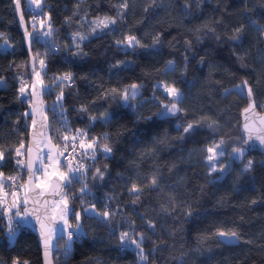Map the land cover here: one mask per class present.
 I'll return each instance as SVG.
<instances>
[{
  "label": "trees",
  "instance_id": "1",
  "mask_svg": "<svg viewBox=\"0 0 264 264\" xmlns=\"http://www.w3.org/2000/svg\"><path fill=\"white\" fill-rule=\"evenodd\" d=\"M42 5L53 36L46 42L31 41L33 65L34 57L45 61L42 79L51 88L41 89L43 102L46 98L54 103L63 89L65 113L64 118H52L57 122L53 126L48 127L50 117L46 119V131L60 139L83 129L90 139L100 138L99 143L112 148L110 155L88 160L87 183L94 199L85 195L82 205L77 195L81 184L71 187L72 209L81 213L87 235L74 232L57 262L52 250L53 264H264V157L249 153L243 163H232L237 169L222 179L217 173L209 175L204 161L206 148L215 141L223 140L227 153L242 145L241 118L250 100L264 111V31L249 24L252 19L264 25V0H43ZM20 7L31 32L27 21L32 14L25 0ZM118 13L114 29L90 31L91 21L116 18ZM242 25V38L232 40ZM78 32L88 37L77 41L79 49L72 40ZM0 33V43L6 40L10 46L0 49V173L6 177L15 173L14 149L28 140L32 121L31 107L19 96L22 78L32 82L34 74L14 0H0ZM130 35L140 46L126 49L116 43ZM157 35L159 43L153 48ZM49 39L58 50L49 47ZM77 51L83 55L73 56ZM168 61H173L174 71L166 70ZM68 73L72 84L58 86L54 78ZM243 81L252 88L251 97L246 89L225 94ZM157 82L175 85L183 93L177 116L157 115L161 102L171 100L155 87ZM133 83L141 86V95L126 105L119 93ZM102 113L110 114L108 122L89 119ZM190 122L200 123L181 138ZM247 160L253 163L245 173ZM97 168L104 172L103 180L92 179ZM134 183L138 194L130 192ZM88 203L101 212L107 203L108 210L116 212L112 223L105 226L85 213ZM68 220L75 224L71 214ZM147 221L155 224L154 232ZM5 230L0 213V264H43V250L29 224L12 242ZM218 230L235 231L237 243L222 242ZM123 231L146 237V261H140L135 247L120 251L118 235Z\"/></svg>",
  "mask_w": 264,
  "mask_h": 264
},
{
  "label": "snow or ice",
  "instance_id": "2",
  "mask_svg": "<svg viewBox=\"0 0 264 264\" xmlns=\"http://www.w3.org/2000/svg\"><path fill=\"white\" fill-rule=\"evenodd\" d=\"M29 2L33 5L36 6L37 9H40L43 7L42 5V0H29ZM15 7L17 11L20 10V0H14ZM123 8H127V3L125 2L124 4L121 5V12ZM120 18V13H118V16L116 18H104V19H97L94 21H91V23L94 25V27L91 29L92 33H96L97 30H105V29H114V26L117 24L118 20ZM20 23L21 25L25 24L24 21V16L21 13L20 14ZM35 24H36V17L35 15L32 16V25H33V32H29L27 28L24 30V35L25 37L31 41L33 39L39 38L41 35L44 37L51 38L53 36V30L51 27V24L48 25L47 31L44 32H39L35 30ZM43 25V22H41ZM249 24H251L253 27L257 29V31H264V25H260L257 23V21L249 19ZM243 30V25L240 28H236L234 30V34L232 35L231 39L232 40H239L242 37L240 36V33ZM3 34L0 33V36ZM88 37L84 34L81 33H75L72 35V40L74 46L79 49V43L77 41H84ZM49 47L52 50H58L55 42L51 39H49ZM118 45H123L126 49H134L137 46H140L139 40L135 36H126L123 40H118L116 41ZM159 43V37H154V44L153 48L155 47L156 44ZM73 56H80L83 55L82 51H77L72 53ZM121 62H117V65H114V67H117L120 65ZM40 68L43 69L45 65V61L41 59L39 61ZM168 67L166 70H175L174 69V63L173 61H168L167 62ZM33 72H34V82L31 85V99L32 101H35V98L37 96V85L41 89L46 88L47 86L44 84V81L42 79L40 71L35 70V65H33ZM54 80L57 82L58 86L62 85L64 82H66L69 86L72 84V76L70 73L64 74L63 76L55 77ZM27 85L21 86L19 89L20 94L23 96L25 92L27 91ZM140 85L133 83L130 86H127L123 89L122 92L119 93V99L124 102L126 105L130 104L131 101L135 100L137 96L139 95V90H140ZM247 91V95L251 97L252 95V88L248 85L247 81H243L242 84H238L234 87V89H225V94H227L229 91H235L238 90L241 93L244 91ZM163 90L165 91L166 95L171 98L170 102L165 104L161 102L160 105V111L157 113V115L160 118H169L173 116H177L179 112L182 111V109L179 108V102L182 101L183 93L181 90L176 87L175 85H163ZM113 93L117 92L116 89L111 90ZM63 89H61V92L56 98V102L53 104V109H59V115L63 118L65 113H64V108H63ZM31 115L33 116V126L36 124L35 120V115H36V106L35 104H31ZM81 111H86V108H81ZM27 116L28 113H25ZM110 114L108 113H102L100 117H95L92 116L89 119L92 121H95L97 119H101L104 122H108L110 120ZM46 120V117L44 118ZM62 123L64 124L65 128H67V120L63 119ZM200 122H197L196 124L193 123H188L186 126L183 127L182 129V137L183 134H191L196 130L197 125ZM209 128H213L214 124L209 123L208 124ZM181 125L177 124V129L180 130ZM245 130L249 132V135L246 139L243 140L242 145L240 147H233L232 151L229 153H226L225 149L222 147L224 144L223 140H220L218 143H215L214 146H210L207 148V153L208 155L206 156V161L209 164V175L212 173H217L218 178L222 179L223 174L228 173L232 169V162L233 161H240L243 163V156L248 150V148L251 146L250 142L254 139L253 135L251 134V131L249 129V126L246 124L245 125ZM70 131V129H69ZM98 139L97 137H92L90 140L88 139V133L87 131L83 129H76L75 134L72 136L68 135H63L61 137V140L65 142V150H67V142L71 141L72 143V148H73V153L76 151L77 147V140H79V148L82 150L83 154H87L89 151L93 153V159H95V152L97 148L99 147L102 150V153L104 155H110L112 152V148L108 144H103V145H98ZM103 139H107V135L103 137ZM256 140H259L261 144H264V135H257L255 137ZM87 140V143L85 141ZM24 148L23 142H21L20 147L16 148V154L17 156L23 155L21 152V149ZM32 150L31 148L28 149V160L27 163L23 160H18L17 164L22 165L26 167L28 173H29V180L28 184H31L33 179H37L40 182L35 185L37 189L40 190V194L43 196L45 191H48L49 194L53 197H56L58 199H53L51 202L45 200L44 204L46 205L44 209V217L41 219L40 216H37V220L40 222V228L41 232L40 235L42 237V243L44 247V255H45V264H50L49 260V253H50V247H51V240L54 231L56 229L53 227V225L56 223L57 220L62 221V225L59 228V231L61 233V238L63 239L64 236L66 235V239H64V250L65 253L67 252L71 242L73 241V236L74 232H78L80 236H86L87 233L82 231L83 229V222L81 220V213L74 211V209H71L69 207V193L65 191L66 188H71L74 184V182H78L81 184V188L79 189L78 196L81 197V204L85 205L84 197L85 195L90 196L94 199V194L91 192V189L88 186L87 183V172L88 168L82 164L79 163L76 166H73L72 162L65 157V163L67 167V171H60L59 170V164L61 163L58 159H55L51 154L47 156V159L49 161V167L54 168L52 172H48L47 169L45 168L44 170V176L41 177H35L34 176V161L32 159ZM64 153L58 151L57 156H62ZM229 157L227 163H220L219 161L223 159L225 156ZM4 158V151L0 149V160H3ZM37 159H40V157H37ZM252 161L248 160L247 163L243 164V169L242 171L247 173L248 171L251 170L252 167ZM41 166L43 167V161L41 160ZM3 173H0V190L3 188ZM104 178V172L97 168L95 172L93 173L92 179L93 180H103ZM14 178L8 177V180H13ZM151 183L155 184L156 181L153 179ZM21 188H24L25 185L21 184ZM131 193L138 194L139 189L138 186L134 183L130 189ZM12 196L16 197L17 193L14 191L12 192ZM109 200L112 198L109 197ZM0 203H3L2 200H0ZM35 203V201H34ZM28 204L29 200L27 198L23 199L21 202L18 199H14L11 206L6 209V211L11 212L12 209H15L14 215L16 217H27L29 215V209H28ZM109 205L106 203L105 204V209L104 211H97L95 203H88L87 206L83 208V211L85 213H91L92 218L96 219L98 222L103 223L105 226H109L112 223V217L116 215L115 211L110 212L108 210ZM49 209L51 211L49 212ZM35 214V213H33ZM71 214L74 217L75 224H72L68 220V216ZM188 216H191L192 213L189 211L187 213ZM11 220V217H9ZM21 224L23 221L20 222ZM147 226L149 229L155 230V224L151 221H147ZM9 234L10 236L14 235V229L10 228L9 229ZM112 235H115V231L111 233ZM217 235L224 238L222 242L225 243H235L236 238H237V233L235 231H230L226 232L224 230H218ZM146 239V237L142 233H135L134 235L130 233L129 231H123L120 232L118 235V241L120 243L121 249H124L129 246H135V249L137 250V255L139 256L140 261H146L147 256L144 254L143 250V242ZM13 264H20L18 260H14ZM23 264H28L27 261L23 262Z\"/></svg>",
  "mask_w": 264,
  "mask_h": 264
},
{
  "label": "rangeland",
  "instance_id": "3",
  "mask_svg": "<svg viewBox=\"0 0 264 264\" xmlns=\"http://www.w3.org/2000/svg\"><path fill=\"white\" fill-rule=\"evenodd\" d=\"M43 1V0H42ZM25 8H27V10L32 14L31 17L33 15H35L36 17V25H35V30L36 31H39V32H44V31H47V28H48V24H47V17L44 16V11L42 10V8L40 9H37L35 5L31 4L29 2V0H25ZM31 17L29 18V20L27 21V23L29 24L30 20H31ZM39 20H38V19ZM104 18H107V17H101L99 19H104ZM41 22H43V25L41 24ZM29 26V25H28ZM30 27H32L31 29V32L34 31L33 29V25H30ZM94 27V25L92 23L89 24V29L91 31V29ZM106 30V29H105ZM103 31V30H102ZM92 32V31H91ZM101 32V30H97L96 33H99ZM39 40L43 41V42H46L48 41V37H44L43 35H41L39 38ZM10 46L8 44V42L6 40H3L1 43H0V49H8ZM124 47V46H123ZM38 54V53H37ZM39 55V54H38ZM42 58H39L38 57H34V65H35V70L36 71H40L41 73V76L43 74V71H44V68L41 69L40 68V64H39V61L41 60ZM34 74V72H33ZM44 84L47 86L46 88L44 89H48V88H51V85L47 84L44 82ZM24 85H27V91L25 92V94L22 96L19 92V96L21 99H23L24 101H26L29 105V107H31L30 103H31V100H30V95H31V85H32V82H28L26 81L25 79L22 78L21 80V84H20V87L21 86H24ZM163 85H166L162 82H157L155 84V87L161 92L162 95L166 96L167 98H170L166 95L165 91L163 90ZM19 87V89H20ZM43 90V89H42ZM59 95L56 94L55 96V102H56V98L57 96ZM171 99V98H170ZM47 101V102H46ZM54 102V103H55ZM54 103H49V101L45 98V101H44V113H46L45 117L46 119H48L49 117V122L50 124H48L47 126L49 127L50 126H53V122H55V124H57L56 121H52V118H57L56 116H58V118H62L60 115H59V109H53V104ZM165 104H167L166 102H164ZM46 108H51L53 109L54 113H51L50 111H46ZM46 111V112H45ZM28 113L30 114V108L28 109ZM64 118V117H63ZM32 121L30 122V127H31V124ZM63 124V123H62ZM47 129V128H46ZM54 129H56L54 127ZM59 131V127L57 128ZM55 132V130H54ZM64 135H67V134H64ZM63 136V135H62ZM70 136V135H68ZM88 139L90 140V138L88 137ZM69 142V141H68ZM67 142V143H68ZM219 141H215L213 142L210 146H214L215 143H218ZM85 143H87V140L85 141ZM99 143V142H98ZM21 144V143H20ZM20 144L16 147V148H19L20 147ZM23 144H24V148L21 149V152L23 153V155L21 156H17L16 154V151L14 149V160H15V165H16V168H15V173H14V183L16 184V186L14 187V191L17 193V196L16 197H13L12 196V193L11 191L9 190H5V185H6V181H5V177L3 175L2 179H3V188L2 190H0V200L3 201V203H0V213L4 216L5 218V231L7 232L8 234V239L12 242L14 240V237L17 233V231L20 229V228H23L25 227L28 223V220H27V217H16L14 215L15 213V209H12L11 212H8V211H4L3 209L4 208H9L13 202L14 199H18L20 200L21 202L23 201V199H25V193H26V190H27V175H26V168L22 165H18L17 164V161L18 160H23L25 162V156H26V151H27V140L26 141H23ZM99 145H103L101 143H99ZM208 146V147H210ZM207 147V148H208ZM225 151H226V145L225 143L223 144L222 146ZM207 148H206V156L208 155L207 153ZM64 150H65V142L63 140H61V138L57 139V138H54L53 135L49 136V134L47 133V131L44 133V136L42 138V141L40 143V150H39V153H38V157H40V159H37V163L35 164V167H34V176L35 177H43L44 176V170L45 168L47 169L48 172H52L54 170V168L52 167H49V161L47 159V156L49 154H51L55 159H58L61 163L59 164V170L60 171H67V167H66V163H65V160L62 159L63 155L62 156H57V152L60 151V152H63L64 153ZM227 153V152H226ZM98 154H103L102 153V150L97 148L96 152H95V158ZM104 155V154H103ZM86 160L84 164L87 168H88V160L89 162L94 160L92 157H93V153L91 151H89L86 155L84 154ZM206 156L204 158V161L206 162V165H207V172L209 173V164L208 162L206 161ZM41 160L43 161V167L41 166ZM246 160V158H245ZM248 161V160H247ZM72 164H73V161H71ZM75 162V160H74ZM220 163H227L228 162V156L226 154V156L221 159L219 161ZM26 164V163H25ZM237 168H235L232 164V169L228 172H233L235 171ZM242 169H243V166H242ZM228 173H225L223 174V177L228 174ZM213 174V173H212ZM35 182L36 184L39 183L40 181L35 179ZM21 184H24L25 187L24 188H21L20 185ZM81 187H79L80 189ZM76 190V189H75ZM66 192H70V191H74V189H71L70 190H66ZM72 192L69 193V207L72 209V205L75 204V202L73 201L72 202ZM6 208V209H7ZM74 211L76 210L75 208H73ZM97 210V209H96ZM3 211V212H2ZM98 211V210H97ZM89 215H92L91 213H88ZM70 215V214H69ZM9 217H11V220L9 219ZM68 219H69V216H68ZM23 221V223L21 224L20 222ZM74 223V222H73ZM62 225V221L60 222V224H58L57 226H55L54 228L56 229V231H54L53 233V236H52V240H51V247H50V252L52 250H55V254H54V261L57 262L58 259H59V256H61V253L64 251V239L65 238H61L58 240V242L56 243V240L58 235H61L60 231H59V228L60 226ZM12 228L14 229V235L10 236L9 234V229ZM78 234V232H76ZM130 248H133L135 246H129ZM53 262V260H52Z\"/></svg>",
  "mask_w": 264,
  "mask_h": 264
},
{
  "label": "water",
  "instance_id": "4",
  "mask_svg": "<svg viewBox=\"0 0 264 264\" xmlns=\"http://www.w3.org/2000/svg\"><path fill=\"white\" fill-rule=\"evenodd\" d=\"M16 12H17L18 28L23 38V41H24L25 50L27 51L28 56H29V70L32 72L33 71V55H32L31 48H30V42L24 35V30L25 28H27V25H26V22L24 25H21L20 23V14L21 13L23 14L21 7L19 11H17L16 9ZM32 82H34V76H33ZM140 95H141V91L139 90V95L137 96V98L140 97ZM30 100H31L30 104L34 103L37 109L36 115H35L36 124L35 126H33V123H32L29 133H28V140H27L28 145H27V151H26V156H25V163H27V160H28V154H27L28 149L31 148L32 150L31 155H32V159L34 161V167H35V164L37 163L38 153L40 150V143L46 131V120L44 119L45 116H44V110H43L44 102H43L42 90L39 87V85H37V96L35 98V101H32L31 95H30ZM30 114H31V108H30ZM31 117L33 121V116L31 115ZM246 124L249 126V129L252 130L251 134L253 135L254 139L250 142L251 146L248 148V150L244 154L242 160H244L245 157L249 153H252L254 151H257L259 154H261L264 157V144H261L259 140L255 139L257 135H264V111L260 112L256 108L255 102L253 100H250L248 102L247 107L242 113L240 133L244 139H246L249 135V132L245 130ZM232 163L237 164V165L241 164L240 161H233ZM26 175H27V182H28L29 173L27 169H26ZM35 185H36L35 179H33L31 184L27 183L28 187L25 193V198L29 200V204H28L29 215L27 216V220H28L29 225L32 227V229L37 234L40 248L43 250V264H45L44 247L42 243V237L40 235L41 228H40V222L37 220V216H40L41 219H43L44 214H45L44 209L46 207V205L44 204L45 200L51 202L53 199H58V198L51 196L48 191H45L42 196L40 194V190L37 189ZM50 211L51 209H49V212ZM60 222L61 221L57 220L56 223L53 225V227L60 224ZM219 239L223 241L224 238L219 236ZM235 243H237V240ZM235 243H226V244H235ZM49 260H50V264H53L50 254H49Z\"/></svg>",
  "mask_w": 264,
  "mask_h": 264
},
{
  "label": "built area",
  "instance_id": "5",
  "mask_svg": "<svg viewBox=\"0 0 264 264\" xmlns=\"http://www.w3.org/2000/svg\"><path fill=\"white\" fill-rule=\"evenodd\" d=\"M28 25H32V17H31V20H30ZM76 144H77V147H76L75 153H73V148H72V143H71L70 145L67 146V150H64V155L62 157L63 160H65V157H67V159L69 161H73V166H76L79 163H84L85 160H86L84 154L82 153V150L78 146L79 145V140H77ZM74 160H75V162H74ZM8 177H12L13 178L14 177V173H12V174H10V175L5 177V181H6V188L5 189L11 191V193H12V192H14V189H15L14 187L16 186V184L14 183V179L10 181V180H8ZM6 208H4L3 210L5 211ZM126 249H127V247L124 248V249H121V246H120V251H126Z\"/></svg>",
  "mask_w": 264,
  "mask_h": 264
}]
</instances>
